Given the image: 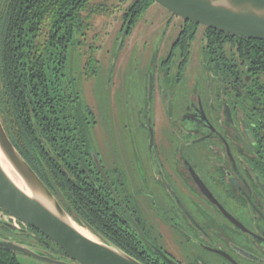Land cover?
<instances>
[{
	"label": "flooded vegetation",
	"instance_id": "af4514ba",
	"mask_svg": "<svg viewBox=\"0 0 264 264\" xmlns=\"http://www.w3.org/2000/svg\"><path fill=\"white\" fill-rule=\"evenodd\" d=\"M169 14L168 25L181 21L154 52L137 110L124 112L129 99L113 100L110 85L104 101L94 94L89 154L67 172L75 198L60 195L50 173L42 179L80 227L144 264H264V40ZM49 121L46 151L65 170ZM7 213L0 207V237L76 262L28 224L13 232Z\"/></svg>",
	"mask_w": 264,
	"mask_h": 264
},
{
	"label": "trees",
	"instance_id": "16d2710c",
	"mask_svg": "<svg viewBox=\"0 0 264 264\" xmlns=\"http://www.w3.org/2000/svg\"><path fill=\"white\" fill-rule=\"evenodd\" d=\"M154 3L131 1L123 14L125 23L129 21L128 33ZM109 9L102 0H0L1 121L15 147L40 177L50 183V173L70 200L75 198L76 188L74 178L68 177V167L89 154L90 110L82 104L76 115L79 97L74 80L66 74L68 49L78 28L92 25L94 15H104ZM98 63L96 50L86 55V75L91 73L92 77ZM48 118L53 132L50 144L61 149L65 170L58 166L54 153L48 157L39 136L40 132L46 138ZM0 264L22 263L16 252L0 247Z\"/></svg>",
	"mask_w": 264,
	"mask_h": 264
},
{
	"label": "water",
	"instance_id": "95a60500",
	"mask_svg": "<svg viewBox=\"0 0 264 264\" xmlns=\"http://www.w3.org/2000/svg\"><path fill=\"white\" fill-rule=\"evenodd\" d=\"M169 12L206 27L249 39L264 40V0H154ZM123 37V35H122ZM120 42L118 44V47ZM118 52V51H117ZM39 136L47 146L46 140ZM0 152L32 194L25 191L0 160V207L8 213L13 232L26 234L24 225L40 230L76 262H68L40 249L10 238L0 237V247L54 264H144L104 238L83 234L75 220L9 138L0 118ZM100 165V163H99ZM56 191L63 195L51 177ZM86 223L85 221H83ZM87 224V223H86ZM88 226V224H87ZM89 230L88 227H84Z\"/></svg>",
	"mask_w": 264,
	"mask_h": 264
},
{
	"label": "rangeland",
	"instance_id": "374dc122",
	"mask_svg": "<svg viewBox=\"0 0 264 264\" xmlns=\"http://www.w3.org/2000/svg\"><path fill=\"white\" fill-rule=\"evenodd\" d=\"M102 1L106 6H110L109 11L104 15L97 13L91 18L92 25L80 27L74 34L68 49L67 78H74L75 88L77 87L83 104L85 106L88 104L89 109L94 94L96 93L104 101L110 85V91H116V94H112L113 100L117 99L118 102L124 100L125 103L129 99L130 103L124 112L128 111L131 115L137 110V99L140 102L145 99L144 78L153 68L151 59L157 51V46L162 42L163 45L169 46L176 35L175 27L181 20L175 18L173 23L168 25L169 12L154 3L121 43L123 37L120 30L124 23L123 14L132 0ZM164 30H166V36H164ZM118 42L122 44L121 48L118 47ZM95 50L96 57L100 61L96 64L97 73L91 77V73L86 75L84 66L86 55ZM110 66L113 67L112 70ZM133 100L135 103L132 102ZM22 237L26 240H34L32 236L22 235ZM18 257L22 264H54L21 253ZM58 257L65 261L69 259L65 255Z\"/></svg>",
	"mask_w": 264,
	"mask_h": 264
},
{
	"label": "bare ground",
	"instance_id": "6f19581e",
	"mask_svg": "<svg viewBox=\"0 0 264 264\" xmlns=\"http://www.w3.org/2000/svg\"><path fill=\"white\" fill-rule=\"evenodd\" d=\"M0 160L3 163V165L5 166V168L8 170V172L10 173L11 176H13V178L16 180V182L23 186V188H25V191L29 194H32V192L27 189L26 187H24V184L20 181L19 177L17 175H15L16 173L14 172V170L12 169V167L10 166L9 162L7 161V159L3 156V154L0 152ZM78 229L85 235L91 237V238H95V236L86 228L83 227H78Z\"/></svg>",
	"mask_w": 264,
	"mask_h": 264
}]
</instances>
